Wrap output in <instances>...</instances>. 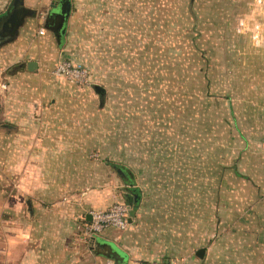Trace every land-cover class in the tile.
Instances as JSON below:
<instances>
[{"label": "crops", "instance_id": "0c3cea01", "mask_svg": "<svg viewBox=\"0 0 264 264\" xmlns=\"http://www.w3.org/2000/svg\"><path fill=\"white\" fill-rule=\"evenodd\" d=\"M91 1L71 0L59 42L45 28L55 0H23L32 14L11 39L0 42V264H121L103 254L101 242L113 243L127 255L123 264L161 258L174 264H219L223 256H209L206 250L203 257L196 255L199 248L205 249L203 178L202 171L198 173L202 143L181 142L179 175L165 176L180 184L176 195L166 198H189L192 219L173 235L164 225L169 236L163 239L138 223L142 193L133 172L102 155L105 133L89 119L105 114L60 109L62 101H81L63 92L89 86L46 72L53 62L67 57L65 34L79 25ZM10 2L0 0V14ZM192 5L197 22L191 85L199 105L192 115L198 121L203 112L211 113L217 144H223L227 154L224 181L233 185L226 195L228 206L221 209L229 216V230L244 232L245 254H231L224 261L264 264V0H194ZM29 61L37 64L35 70L26 69ZM198 126L181 130V135H199ZM129 188L139 189L137 203ZM120 200L129 206L126 227L86 236L90 212ZM156 212L153 205V222Z\"/></svg>", "mask_w": 264, "mask_h": 264}, {"label": "rangeland", "instance_id": "374dc122", "mask_svg": "<svg viewBox=\"0 0 264 264\" xmlns=\"http://www.w3.org/2000/svg\"><path fill=\"white\" fill-rule=\"evenodd\" d=\"M192 4L194 0H93L83 10L79 25L65 34L67 57L55 60L46 73L55 75L56 65L63 60L86 70L88 89L63 92L65 97L81 101H62L65 104L60 109L105 114L91 116L90 125L105 133L103 157L133 172L142 193L138 223L148 234L158 231L164 239V225L170 226L173 235L191 223L190 199L166 198L175 196L180 184L168 182L165 176L170 172L179 175L181 142L197 139L202 143L198 173L202 171L203 178L206 254L243 256L244 232L230 231L229 216L221 209L228 206L226 195L233 186L224 181L228 167L223 156L227 154L223 144H217L211 113L203 112L198 121L192 115L199 108L191 85L196 75L191 45L197 22ZM93 83L105 87L103 97L95 92ZM197 125L202 128L199 135L191 138L188 134L186 139L181 135V130L191 131ZM151 158L155 160L151 162ZM121 181L118 184L125 187ZM153 205L158 211L156 222L151 217ZM224 258L219 264H227Z\"/></svg>", "mask_w": 264, "mask_h": 264}, {"label": "water", "instance_id": "95a60500", "mask_svg": "<svg viewBox=\"0 0 264 264\" xmlns=\"http://www.w3.org/2000/svg\"><path fill=\"white\" fill-rule=\"evenodd\" d=\"M71 7V0H55L50 12L45 18V28L52 31L59 42L63 39ZM31 14V10L23 7V0H11L5 12L0 14V42L11 39V37L16 34L19 26L23 23L25 17L30 16ZM22 66H24V64H21L20 67ZM25 66L28 71H33L37 64L34 61H29ZM94 90L101 97L105 94V88L103 86L94 85ZM121 169H118V173L124 177V172ZM129 190L132 192L131 195L135 196V201L137 203L140 198L139 189L129 188ZM98 245H101L104 248L105 251L103 254L108 258L121 264L126 262L127 255H125L115 244L101 242L100 244L98 243ZM204 253V248H199L196 251L198 257H203Z\"/></svg>", "mask_w": 264, "mask_h": 264}, {"label": "built area", "instance_id": "2783aa9c", "mask_svg": "<svg viewBox=\"0 0 264 264\" xmlns=\"http://www.w3.org/2000/svg\"><path fill=\"white\" fill-rule=\"evenodd\" d=\"M43 28L39 31L43 34ZM56 76H62L69 82L79 85H89L87 82V72L85 69L76 66L69 61L59 62L54 70ZM264 145V140H263ZM129 206L124 202H115L103 210H93L90 212V220L85 226L86 236L97 234L108 227L124 229L127 225ZM107 264H113L108 262ZM126 264H174L171 261L151 260L142 262L138 260L128 261Z\"/></svg>", "mask_w": 264, "mask_h": 264}]
</instances>
